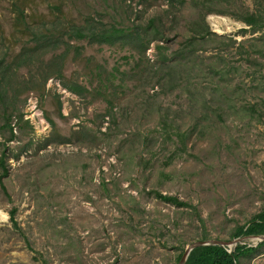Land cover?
Wrapping results in <instances>:
<instances>
[{"label":"rangeland","instance_id":"obj_1","mask_svg":"<svg viewBox=\"0 0 264 264\" xmlns=\"http://www.w3.org/2000/svg\"><path fill=\"white\" fill-rule=\"evenodd\" d=\"M227 1L216 7L218 13L207 17L215 34L237 40L234 47L219 52L221 69L237 68L227 76L230 87L224 85L222 93L215 94L216 102H211L221 106L222 118L211 108L202 110L197 91L189 98L183 93L178 98L180 91H172L150 99L147 93L158 91L157 86L146 88L143 94L144 82L136 79L134 86H140L139 90L117 89L115 123L108 117L102 122L108 107L105 96L81 98L52 77L41 103L39 92L31 90L39 87L41 73L35 71L36 66L19 71L8 97L16 100L15 106L34 132L28 135L25 130L20 142L10 143L17 154L32 140L27 152L8 162V197L0 187V212L6 215H0V264H179V248L201 241L203 229L211 239L231 242L229 232L234 226L243 225L264 208V65H260L262 60L254 64L245 60L243 52L251 44L243 49L238 45L248 38L260 40L264 31L253 33L236 17L239 7L251 12L264 1ZM144 5L137 9L145 8V17L158 6L166 8L162 0ZM0 20H11L6 0H0ZM183 20L177 29L187 33ZM9 33L7 29L5 35ZM86 47L84 56L66 67L68 78L79 77L80 82L88 85L91 81L92 87H97L99 65L108 71L115 66L129 70L133 65L131 59H124L129 55L126 52L96 44ZM12 48V43L6 42L0 46V54ZM147 54L152 61L156 59L154 45ZM203 54L218 52L208 49ZM31 75L34 84L28 81ZM56 95L64 118L57 114ZM207 96L206 101L212 100L210 93ZM247 103L256 104L255 109L246 107ZM159 107L172 108L181 129L192 130L204 119L187 139L188 152L171 146L161 151ZM47 115L56 122L55 131ZM97 129L109 132V137L101 142L89 135L82 137ZM15 132L19 130L15 128ZM68 137H73L76 145L58 144ZM48 139L50 146L45 145ZM141 157L150 163L141 164ZM168 159L169 164L163 165ZM103 179L109 195L99 186ZM151 190L196 206L202 219L190 208L149 195ZM12 208L18 209V222L29 245L13 228ZM250 237L236 238L237 246H258L260 242ZM249 258L243 264H264V249Z\"/></svg>","mask_w":264,"mask_h":264},{"label":"trees","instance_id":"obj_2","mask_svg":"<svg viewBox=\"0 0 264 264\" xmlns=\"http://www.w3.org/2000/svg\"><path fill=\"white\" fill-rule=\"evenodd\" d=\"M6 1L9 5L11 20L6 23L0 20V43H4L0 46L10 42L13 48L0 54V137L2 139L0 142V187L5 196H9L5 184L10 171L8 162L11 159L18 160L22 153L27 152L32 146V140H30L27 146L20 149L17 154L10 146L11 142L21 141L20 135H24L25 130L28 135L34 132L22 110L15 106L16 100H10L8 97L9 87L16 81L19 71L24 68L31 70L36 66L35 71L42 75L39 87L31 89L39 92L41 103L44 102L46 84L52 77L59 79L69 92L81 98L91 96L95 99L93 98L95 95H102L103 98L105 96L108 107L102 114V122L108 117L115 123L114 103L117 89L126 86L130 91L139 90L140 86H134L136 79L144 82L143 94L147 93L146 88L151 87L154 90L157 86L158 91L152 94L147 93L150 99H155L156 96L159 98L167 96L172 91H180L178 98H182V93L189 95V98L197 91L196 94L202 99V110L211 108L214 114L222 118L221 106H214L211 102H216L215 94L222 93L224 85L230 87V83H226L227 76L234 74L237 68L221 69L218 60L222 58V55L219 52L222 53L234 47L237 40L215 34L207 22V17L218 13L216 7L228 3L227 0H162L166 8L158 6L148 17L144 16L145 8L138 10L137 7L145 6L144 3L149 0ZM260 6L251 12L242 7L237 10V19L249 26L253 33L264 31V4ZM182 20L185 22L187 33L177 29ZM7 29H10V33L5 35ZM246 32L247 30L242 31L243 34ZM253 42L262 43V46L257 47ZM93 44L128 53L129 55L124 59L127 61L131 59L133 65L129 70H122L119 66H115L109 71L106 66L99 65L96 69V77L99 80L97 87H92L91 81L88 85L80 82L79 77L68 78L66 67L70 63L79 61L84 56L83 51L87 48L86 46ZM246 44L251 46L243 52L245 60L250 64L262 60L260 65H264V34L260 40L248 38L238 45L243 49ZM152 45L156 52L154 61L147 54ZM208 49L217 51L218 55H204L203 52ZM212 61L213 63L210 64ZM34 80L35 76L31 75L28 81L34 84ZM207 93L212 95V100H205L208 97ZM54 98L57 114L59 118H64L59 96L56 95ZM248 106H250L249 109H255L256 104L247 103L246 107ZM159 110H161L162 126L161 137L159 136L162 139L161 151L171 146L188 152L187 139L204 119H199L192 130L181 129L178 126V120L172 116V108L159 107ZM46 117L52 130L55 131L56 122L48 115ZM15 128L19 130L18 134ZM99 129L92 131V134L86 133L82 137L89 135L99 142L105 141L110 133L101 132ZM73 137L64 138L58 144L76 145ZM45 145H52L51 140L48 139ZM140 160H142L141 164L150 163L149 159L143 157ZM168 164L169 159L163 162V165ZM107 185L105 179L99 184L100 188L109 195ZM149 195H154L163 202L179 208H190L199 219H202L196 206L184 202L175 195L162 194L158 190L149 191ZM17 217L18 209L12 208L10 221L13 228L27 241ZM250 236H264V208L243 225L236 224L229 232L230 240ZM209 239L211 237L208 231L203 229L200 240ZM262 249H264V242H260L256 247L239 244L232 253L228 247H199L191 252L186 264H243V260L260 255ZM179 250L178 263L184 254L185 247L181 246ZM44 263L46 264V261Z\"/></svg>","mask_w":264,"mask_h":264},{"label":"water","instance_id":"obj_3","mask_svg":"<svg viewBox=\"0 0 264 264\" xmlns=\"http://www.w3.org/2000/svg\"><path fill=\"white\" fill-rule=\"evenodd\" d=\"M250 238L256 239L258 242H264V236H252ZM237 243H238V239H235L231 242L220 241L216 239H210V240H205V241H195L189 244L185 248L184 254L182 255L181 260L179 261V264H186L191 252L199 247H207V246L228 247L230 246L231 248L230 253H232L237 247Z\"/></svg>","mask_w":264,"mask_h":264},{"label":"bare ground","instance_id":"obj_4","mask_svg":"<svg viewBox=\"0 0 264 264\" xmlns=\"http://www.w3.org/2000/svg\"><path fill=\"white\" fill-rule=\"evenodd\" d=\"M0 215L3 216L4 218L6 217V215L2 212H0Z\"/></svg>","mask_w":264,"mask_h":264}]
</instances>
